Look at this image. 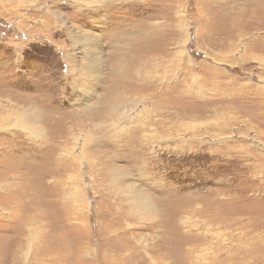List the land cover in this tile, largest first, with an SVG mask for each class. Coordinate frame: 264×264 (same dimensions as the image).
Segmentation results:
<instances>
[{
  "label": "rangeland",
  "instance_id": "obj_1",
  "mask_svg": "<svg viewBox=\"0 0 264 264\" xmlns=\"http://www.w3.org/2000/svg\"><path fill=\"white\" fill-rule=\"evenodd\" d=\"M0 264H264V0H0Z\"/></svg>",
  "mask_w": 264,
  "mask_h": 264
},
{
  "label": "bare ground",
  "instance_id": "obj_2",
  "mask_svg": "<svg viewBox=\"0 0 264 264\" xmlns=\"http://www.w3.org/2000/svg\"><path fill=\"white\" fill-rule=\"evenodd\" d=\"M141 75V74H140ZM23 122L25 121V120H22ZM27 121H30V119H28ZM24 123H26V122H24Z\"/></svg>",
  "mask_w": 264,
  "mask_h": 264
}]
</instances>
